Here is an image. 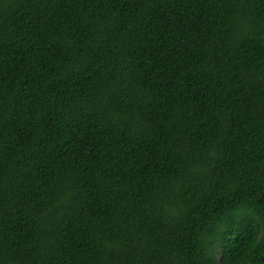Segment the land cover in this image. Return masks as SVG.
<instances>
[{
    "label": "trees",
    "instance_id": "1",
    "mask_svg": "<svg viewBox=\"0 0 264 264\" xmlns=\"http://www.w3.org/2000/svg\"><path fill=\"white\" fill-rule=\"evenodd\" d=\"M0 264H264V0H0Z\"/></svg>",
    "mask_w": 264,
    "mask_h": 264
}]
</instances>
